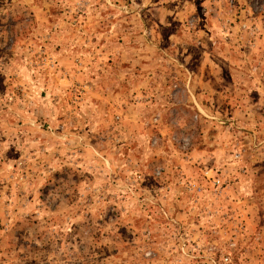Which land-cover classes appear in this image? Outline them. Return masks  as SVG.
<instances>
[{"label": "rangeland", "instance_id": "obj_1", "mask_svg": "<svg viewBox=\"0 0 264 264\" xmlns=\"http://www.w3.org/2000/svg\"><path fill=\"white\" fill-rule=\"evenodd\" d=\"M0 264H264V0H0Z\"/></svg>", "mask_w": 264, "mask_h": 264}]
</instances>
